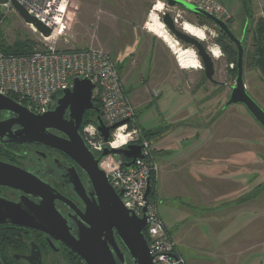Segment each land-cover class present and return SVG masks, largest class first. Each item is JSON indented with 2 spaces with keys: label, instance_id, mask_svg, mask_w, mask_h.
<instances>
[{
  "label": "water",
  "instance_id": "water-1",
  "mask_svg": "<svg viewBox=\"0 0 264 264\" xmlns=\"http://www.w3.org/2000/svg\"><path fill=\"white\" fill-rule=\"evenodd\" d=\"M7 1L0 0V4ZM163 2L170 7H180L209 19L236 45L237 77L224 107L233 104L244 105L264 129V108L248 92L245 83L243 38L236 36L228 22L192 3L184 0ZM12 5L25 23L33 25L45 37L51 35L52 29L30 14L17 0H12ZM162 21L177 41L183 42L196 52L206 78L215 82V61L211 48L206 46L203 40L186 32L184 27H178L177 20L169 12L163 13ZM73 82V88L63 91L54 109L40 114L31 112L10 96L0 94V110L9 112L7 118L0 121V142L40 141L68 155L83 171L87 180L85 186L75 167L68 166L67 174L71 180V187L83 202L85 211L76 209L69 220L64 219L58 212L54 195L47 185L42 187L36 183V178L34 179L32 174L3 163L0 164V184L20 188L28 194H35L41 200V204H33L25 197L20 203L13 204L10 210L5 209L3 214L7 212V216H10L14 223L44 231L62 241L86 264H156L144 233L147 226L146 209L144 216L139 217L125 207L120 193L110 184L107 173L101 166L103 159L111 155L125 156L128 160L124 164L130 166L138 158L145 157L143 152L145 144H127L120 148L110 146L111 131L131 120L127 118L112 126L105 125L102 119L103 112L93 100L95 84L89 78L80 77L75 78ZM67 110L69 116L65 118ZM89 110L96 112L97 128L105 141L99 155L88 147L80 132L84 115ZM14 124L21 127L12 131L11 127ZM51 129L60 131L64 136L51 133ZM167 132L161 133L149 144L152 145ZM151 189L149 181L146 196ZM64 199L71 204L70 200Z\"/></svg>",
  "mask_w": 264,
  "mask_h": 264
},
{
  "label": "rangeland",
  "instance_id": "rangeland-1",
  "mask_svg": "<svg viewBox=\"0 0 264 264\" xmlns=\"http://www.w3.org/2000/svg\"><path fill=\"white\" fill-rule=\"evenodd\" d=\"M156 1L68 0V9L58 31L56 45L62 49L95 46L108 50L117 69L121 72L125 90L136 109L137 122L145 129L163 131L164 128L176 124L173 123L167 127L165 125L166 120H171L176 112L197 111L202 113L204 118L207 115L209 117L211 111L213 114L219 112L231 93L237 74L231 72L235 65L220 48V57L214 58L215 82H212L204 75L201 62L199 68L183 69L178 64L176 54L162 39L150 34L152 38L145 40L143 34L148 32L146 24ZM216 1L229 7L233 13L230 27L237 37L244 38L246 87L264 108V69L256 61L259 44L256 40V30L264 18L259 16L253 0ZM164 12H169L174 17H177V13L181 15L176 22L178 27H181L182 22L189 21L203 28L207 33V38L204 40L206 46L218 47L217 29L202 22L198 15L188 10L168 8L165 4L164 10L159 13L161 20ZM119 28L126 31L124 36ZM33 29L36 28L25 23L14 8L0 26L2 38L8 44H13L17 37L30 38L37 43L34 50L45 49L52 40L43 38ZM246 29L247 32L244 34ZM178 42L181 47L187 48V45ZM162 92L163 96L158 98ZM183 113L186 115V112L183 111ZM88 117L90 118L91 115ZM226 117L227 120H231V123L238 122L244 130V135L259 137L263 142L260 144V152L264 154V130L261 127L258 128L244 106H232ZM207 119L210 121L211 118ZM132 125H129L127 132L140 130L139 127ZM150 149L159 165L153 144L150 145ZM24 152L25 150H18L19 155ZM117 157L116 155L105 157L101 166L107 168L108 163L112 159L116 160ZM155 191L151 197L159 201V208H161L157 188Z\"/></svg>",
  "mask_w": 264,
  "mask_h": 264
},
{
  "label": "crops",
  "instance_id": "crops-1",
  "mask_svg": "<svg viewBox=\"0 0 264 264\" xmlns=\"http://www.w3.org/2000/svg\"><path fill=\"white\" fill-rule=\"evenodd\" d=\"M239 105L206 118L175 111L165 125L176 124L153 143L159 211L187 264H264L263 142L226 119Z\"/></svg>",
  "mask_w": 264,
  "mask_h": 264
},
{
  "label": "built area",
  "instance_id": "built-area-1",
  "mask_svg": "<svg viewBox=\"0 0 264 264\" xmlns=\"http://www.w3.org/2000/svg\"><path fill=\"white\" fill-rule=\"evenodd\" d=\"M17 1L30 14L52 29L49 37L33 29L43 38H50L52 42L45 49L35 50L29 54H6L0 51V94L14 97L28 110L40 114L52 109L65 89L73 88L75 78H89L95 84L93 96L100 101L105 125L112 126L127 118L131 120L111 131L113 141L119 139L122 132L128 137L125 145L128 143L145 144L144 158H138L130 166L124 164L126 160L112 159L108 167L103 168L110 184L120 193L125 207L137 216L143 217L144 209H146L147 226L144 233L146 232L145 236L153 261L156 264H187L160 214L159 201L150 197V193L146 196L149 181L151 184V179L158 176L159 165L154 159L149 142L147 140L140 142L141 131L127 132L129 125L135 119L136 109L125 90L113 58L103 48L95 46L82 49L57 47V34L66 16L68 0ZM184 1L226 22L233 18L231 9L216 0ZM253 1L259 16L264 18V0ZM13 8L12 0L0 4V26ZM168 8L185 10L180 7L168 6ZM180 16L177 13V17H173L178 20ZM82 135L94 153L102 152L105 141L96 123L91 122L85 126ZM113 141L109 142L110 146Z\"/></svg>",
  "mask_w": 264,
  "mask_h": 264
},
{
  "label": "flooded vegetation",
  "instance_id": "flooded-vegetation-1",
  "mask_svg": "<svg viewBox=\"0 0 264 264\" xmlns=\"http://www.w3.org/2000/svg\"><path fill=\"white\" fill-rule=\"evenodd\" d=\"M8 115V111L0 110V121L5 120ZM68 116L69 110L64 117ZM20 127L19 124H14L11 130L15 131ZM50 132L64 136L55 129ZM19 149L25 150L24 154L19 155ZM25 157L27 159H23ZM3 163L32 174L40 186L47 185L54 195L56 208L64 219L69 220L76 209L85 211L83 202L71 187L68 166L75 167L81 181L87 186L85 174L64 152L40 141L0 142V164ZM25 197L30 203L41 204L40 198L35 194L0 184V264H86L62 241L44 231L14 223L7 212L3 214L5 209L10 210L13 204L20 203ZM61 197L70 200L71 204Z\"/></svg>",
  "mask_w": 264,
  "mask_h": 264
},
{
  "label": "trees",
  "instance_id": "trees-1",
  "mask_svg": "<svg viewBox=\"0 0 264 264\" xmlns=\"http://www.w3.org/2000/svg\"><path fill=\"white\" fill-rule=\"evenodd\" d=\"M199 18L202 20V22L207 23L208 25H212L217 29V31H218V39L216 40L217 45L224 52V54L228 56L229 61L234 63L235 67L233 68V70L231 72H235L237 74L238 50H237L236 45L233 42H231V40L218 27H216L212 21H210L209 19L202 17V16H199ZM230 21L231 20L227 21L229 26H230ZM246 32H247V29L244 30V34H246ZM256 34H257L256 40L259 41L257 53H256V55L258 57H257L256 61L264 69V21H261L260 24L258 25V28L256 30ZM181 43H183V42H181ZM36 44L37 43L30 38L22 39L21 37H17L13 44H8L2 38V35L0 32V51L4 52L6 54H18V55L19 54H29V53H32L33 51H35L34 46ZM244 65H245V63H244ZM204 75H205V73H204ZM13 99H14V97H13ZM93 100H94V103L96 106H98V107L101 106L100 101L96 96H93ZM89 115H91L90 118L88 117ZM95 118H96V112L95 111L89 110L85 113L84 120H83L81 129H80L81 134H82V130L86 124H88L90 122L96 123ZM131 124H133L132 126H137L141 129L140 142H143L144 140H148L150 142V141L154 140L158 135H160L163 132V131H159V130H148V129L141 127L140 124L137 122L136 116H135V119L131 122ZM170 127L171 126H169L168 128H170ZM112 140H113V138H112V134H111L110 141H112ZM100 153H98V155ZM117 158L121 159L122 161L128 160L123 155H119ZM155 185H156V180H155V178H152L151 179L152 189H151V192L149 194L150 197L153 196L156 192L155 191L156 190ZM145 234H146V232H145Z\"/></svg>",
  "mask_w": 264,
  "mask_h": 264
},
{
  "label": "bare ground",
  "instance_id": "bare-ground-1",
  "mask_svg": "<svg viewBox=\"0 0 264 264\" xmlns=\"http://www.w3.org/2000/svg\"><path fill=\"white\" fill-rule=\"evenodd\" d=\"M164 8L165 3L162 0H157L155 2L146 24L148 31L162 39L171 48L174 54H176L178 64L181 68H199L201 65L196 52L190 47H181L180 43L169 33L165 24L161 20L159 13L162 12ZM181 27H184L186 32L203 41L207 38V33L203 28H200L189 21H184ZM211 54L214 58L218 59L221 55L219 47L212 46ZM118 138L119 139L112 142L113 147L120 148L127 143L128 137L124 133L121 132Z\"/></svg>",
  "mask_w": 264,
  "mask_h": 264
}]
</instances>
